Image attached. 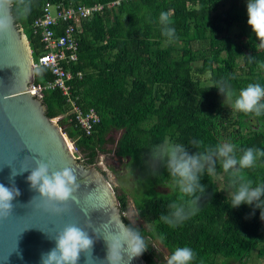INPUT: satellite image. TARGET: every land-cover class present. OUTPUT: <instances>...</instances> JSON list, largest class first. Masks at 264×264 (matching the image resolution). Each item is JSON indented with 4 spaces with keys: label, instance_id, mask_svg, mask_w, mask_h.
Returning a JSON list of instances; mask_svg holds the SVG:
<instances>
[{
    "label": "trees",
    "instance_id": "obj_1",
    "mask_svg": "<svg viewBox=\"0 0 264 264\" xmlns=\"http://www.w3.org/2000/svg\"><path fill=\"white\" fill-rule=\"evenodd\" d=\"M61 0H33L26 20L19 26L26 33L34 58L46 52L41 31L34 22L44 13L47 3ZM65 0V4L93 5L105 9L82 24L77 63L70 69L82 72L71 82L72 97L84 111L96 109L101 121L87 135L77 123L68 98L59 89L47 90L43 100L50 118L60 117L69 138L83 154L89 166L106 151L109 135L122 131L115 153L134 164L143 178L148 171L156 185L170 186L163 193L137 201L146 221L134 223L127 215L129 202L125 193H118L123 219L138 226L149 248L143 253L148 264H165L177 247H190L196 253L192 264H249L264 261V220L260 209L243 204L232 208L228 203L229 177L223 175L225 188L215 176L205 175L207 185L201 197V210L183 225L170 228L160 221L167 205L179 200L167 170L160 166L156 175L146 161L149 148L167 139L196 151L190 141H201L203 147L231 143L239 156L248 147L264 149V116H246L233 111L225 96L214 85L227 80L234 93L249 83L264 85V48L248 50L247 45L259 42L247 23V8L241 0ZM230 4L221 9L223 4ZM170 12L177 39L168 42L161 35L158 17ZM236 30V32H234ZM241 60V61H240ZM37 71L36 84L55 78L48 69ZM225 101V103H224ZM203 147L201 150H203ZM79 153V152H78ZM78 155V154H77ZM245 175L253 186L264 183V158ZM154 184V186H155ZM117 191V190H116Z\"/></svg>",
    "mask_w": 264,
    "mask_h": 264
},
{
    "label": "clouds",
    "instance_id": "obj_2",
    "mask_svg": "<svg viewBox=\"0 0 264 264\" xmlns=\"http://www.w3.org/2000/svg\"><path fill=\"white\" fill-rule=\"evenodd\" d=\"M32 7L33 0H0V34L10 31L13 24L18 26L20 21L26 20ZM247 15V23L259 40L258 47L264 48V0H247ZM158 24L161 35L168 42L177 39L170 12L161 11ZM259 66L264 68V63H260ZM37 71L42 69L38 68ZM214 86L225 96V101L231 102L227 105L233 111L246 116H264V85L249 83L239 90V94L234 99V93L227 80H221ZM190 146L196 149L194 153H190L189 147L183 144L165 139L149 148L146 163L152 174L156 175L159 167H164L171 178L173 190H178L181 194L179 200L168 203V211L160 215V221L174 229L201 210V197L207 188L201 180L205 175L208 177L216 175L217 163L229 177L227 200L229 205L238 208L247 204L253 207V215L255 209H260V217L264 220V183L253 186V181L245 175L246 169H253L257 161L264 158V149L248 147L242 149V154L237 156L236 148L231 143L203 147L201 141L192 140ZM28 169L25 168L24 171ZM31 169V174L27 177L30 187L37 190L44 203L53 206L56 212L64 211L60 205L70 200H77L75 194L80 184L71 167L56 170L51 161L37 160L36 166ZM19 173L22 172H14L12 169V178ZM20 194L14 181L12 187L0 183V217H8L12 214L14 207L12 201ZM88 226L91 227V222ZM93 231L99 238L101 231L98 232L95 228ZM103 235L108 246L107 264H130L132 259L139 257L149 248L140 228L131 222L126 225L122 219L107 232L103 231ZM49 237L55 240V247L49 252L42 253L41 264H78L82 252L87 255L86 264H95L92 257L94 239L86 229L70 223L55 236L49 235ZM125 252L127 261L122 255ZM195 258L196 253L193 249L185 246L175 248L171 255L164 257V260L165 264H192Z\"/></svg>",
    "mask_w": 264,
    "mask_h": 264
},
{
    "label": "water",
    "instance_id": "obj_3",
    "mask_svg": "<svg viewBox=\"0 0 264 264\" xmlns=\"http://www.w3.org/2000/svg\"><path fill=\"white\" fill-rule=\"evenodd\" d=\"M34 59L21 26L13 24L10 31L0 34V183L12 187L14 181L21 193L12 201V214L0 217V264H41L42 253L55 247L49 235L55 236L70 223L86 229L94 239L95 264H107L103 231L120 219L126 224L118 193L97 165L87 166L77 156L66 127L47 114L43 97L32 90L37 77ZM37 160L51 161L56 170L71 167L75 171L80 184L77 200L60 205L64 211L56 212L30 187L27 177ZM12 169L22 173L12 178ZM94 228L101 231L99 238ZM122 255L127 261V253ZM86 261L82 252L78 264ZM130 264L148 263L142 254Z\"/></svg>",
    "mask_w": 264,
    "mask_h": 264
},
{
    "label": "built area",
    "instance_id": "obj_4",
    "mask_svg": "<svg viewBox=\"0 0 264 264\" xmlns=\"http://www.w3.org/2000/svg\"><path fill=\"white\" fill-rule=\"evenodd\" d=\"M124 0H115L110 6H116ZM54 9V11H53ZM105 5L96 3L93 5L65 4V0L55 3H47L44 13L37 18L34 26L41 31L42 41L45 44L46 52L34 59V66L46 68L55 78L45 84H33L32 90L43 97L47 90L59 89L68 98L76 114L77 123L87 135L94 132V127L100 121V115L94 108L87 111L82 110L72 97V86L70 82L77 76L82 77V72H74L70 69L72 63H77L80 48V34L82 24L94 14L102 12ZM60 117H55L59 120ZM72 145H75L73 142ZM74 152H78L76 145ZM81 158V156H79Z\"/></svg>",
    "mask_w": 264,
    "mask_h": 264
},
{
    "label": "rangeland",
    "instance_id": "obj_5",
    "mask_svg": "<svg viewBox=\"0 0 264 264\" xmlns=\"http://www.w3.org/2000/svg\"><path fill=\"white\" fill-rule=\"evenodd\" d=\"M239 4L247 8V0H241ZM229 5L230 4L228 3L223 4L221 6V9H226L229 7ZM234 32H236V30H234ZM258 43L259 42L257 41V43H253V45L248 44L247 49L253 50L254 48H257ZM121 135H122V131L120 130H114L111 132V134L109 135L110 142H108L106 145L107 148L106 151L101 152L99 155V163L101 168L105 170L102 171L108 174V177L114 184L117 192L121 194L125 193L127 195L129 202V207L127 211L128 217L134 223H142L145 222L146 220L142 218L139 213V209L137 207V201L146 198L148 195L153 194L154 187L156 191H160L163 193L170 192L171 188L170 186H166V185H156L155 182L152 180V178H150L147 170H145L146 175L143 178H141V176L139 175L140 171L136 168L134 164H130L131 159L129 160L123 159L120 165H118L117 167L114 166L113 161L116 160V157L114 156V150ZM78 152H77L78 156H81V158H83V154H81L79 150ZM217 165H219V163H217ZM215 178L219 186L225 188L223 175L217 173V169H216ZM160 248L165 254V256H169V251L167 248H164L161 245Z\"/></svg>",
    "mask_w": 264,
    "mask_h": 264
},
{
    "label": "flooded vegetation",
    "instance_id": "obj_6",
    "mask_svg": "<svg viewBox=\"0 0 264 264\" xmlns=\"http://www.w3.org/2000/svg\"><path fill=\"white\" fill-rule=\"evenodd\" d=\"M114 156L116 157V160L113 161V162H114V166L117 167L118 165H120V164L122 163L123 157L120 156V155H117V154L115 153V150H114ZM95 165H97L101 170H103V169L101 168V166H100V163H99V157L96 159V163H95ZM103 171H105V170H103ZM105 174L108 175L106 172H105Z\"/></svg>",
    "mask_w": 264,
    "mask_h": 264
},
{
    "label": "crops",
    "instance_id": "obj_7",
    "mask_svg": "<svg viewBox=\"0 0 264 264\" xmlns=\"http://www.w3.org/2000/svg\"><path fill=\"white\" fill-rule=\"evenodd\" d=\"M249 264H264L263 260L259 261H251Z\"/></svg>",
    "mask_w": 264,
    "mask_h": 264
},
{
    "label": "bare ground",
    "instance_id": "obj_8",
    "mask_svg": "<svg viewBox=\"0 0 264 264\" xmlns=\"http://www.w3.org/2000/svg\"><path fill=\"white\" fill-rule=\"evenodd\" d=\"M71 146H72V144H71Z\"/></svg>",
    "mask_w": 264,
    "mask_h": 264
}]
</instances>
